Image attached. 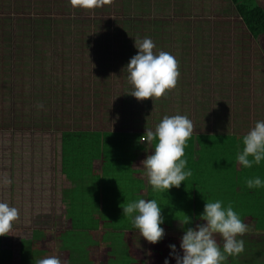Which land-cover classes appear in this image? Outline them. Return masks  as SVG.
Wrapping results in <instances>:
<instances>
[{
  "label": "rangeland",
  "instance_id": "1",
  "mask_svg": "<svg viewBox=\"0 0 264 264\" xmlns=\"http://www.w3.org/2000/svg\"><path fill=\"white\" fill-rule=\"evenodd\" d=\"M145 37L154 52L167 51L179 62L176 87L153 101L130 95L123 71L138 51L135 41ZM147 104L158 107L151 112ZM261 104L264 35L253 39L231 0H102L94 9L74 8L70 0H0V200L20 210L12 230L0 236V264L27 263L26 245L37 259L56 255L44 253L35 231L54 241L71 228L63 130L145 132L155 129L157 117L185 114L194 132L236 133L242 122L264 120ZM253 105L258 112L248 121ZM210 165L208 152V171ZM114 227L117 240L123 232Z\"/></svg>",
  "mask_w": 264,
  "mask_h": 264
},
{
  "label": "clouds",
  "instance_id": "2",
  "mask_svg": "<svg viewBox=\"0 0 264 264\" xmlns=\"http://www.w3.org/2000/svg\"><path fill=\"white\" fill-rule=\"evenodd\" d=\"M74 8L94 9L102 0H70ZM137 53L130 58L123 71L132 85L130 95L138 101L160 98L175 88L180 76L179 62L169 52H154L155 43L150 37L135 41ZM39 107L43 108L41 104ZM194 126L185 114L165 115L155 129H146L140 142L147 146L154 143L150 154L141 161L148 183L153 191L167 192L179 188L192 175L187 168L184 150L192 136ZM243 148L237 153L236 161L243 168H252L264 162V120H258L242 138ZM10 182V181H9ZM248 189L264 187V178L259 175L246 178ZM123 216L130 218L131 227L138 231L149 244L155 245L166 235L165 216L159 202L140 198L121 205ZM20 210L7 201L0 200V236L9 233L14 222L19 218ZM184 225L192 223L185 215ZM181 224V223H180ZM182 226V227H183ZM248 231V225L241 219L231 204L224 205L222 200H207L194 226L183 227L179 249L176 244H169V254L163 264H224L229 256H237L245 250L242 238ZM219 234L223 245L217 242ZM145 256L151 257L150 249ZM36 264H64L58 255H49L37 259ZM144 264H151L146 259Z\"/></svg>",
  "mask_w": 264,
  "mask_h": 264
},
{
  "label": "crops",
  "instance_id": "3",
  "mask_svg": "<svg viewBox=\"0 0 264 264\" xmlns=\"http://www.w3.org/2000/svg\"><path fill=\"white\" fill-rule=\"evenodd\" d=\"M253 39L256 40L254 37ZM261 105L264 109V104ZM257 112L253 105L247 120H251ZM245 124L246 122L240 123L239 129L236 128V133L193 131L194 141L191 136L184 150L187 168L191 169L192 175L179 188L173 187L168 192L167 190L164 191L165 197L159 199V204L163 206V215L196 217L203 211L207 200L219 199L224 202V205L231 204L241 219L248 225V231L245 234H257L258 236L263 234L259 227L260 222L257 223V217H264V187L243 189L241 183L244 177L249 178L259 175L264 178V162L260 165H254L252 168H243L236 161L237 153L243 148V136L255 126L246 127ZM89 131L118 132V134H121V137H118L119 139L122 138L123 134L124 136L129 135L133 148L130 150L131 152L129 151L126 167H130L132 173L130 177L117 178L115 175L113 183L119 185L118 188H122L120 185L134 182L137 185V191L142 189L140 195L147 199L145 195L153 189L148 183L141 161L151 153L155 142L148 146L146 142H140V138L135 136V134L141 133L138 129ZM208 152L210 154V164L213 163L212 166L210 165L209 171L207 169ZM93 168L95 171L101 170L100 159H95ZM69 184L70 187L73 186L70 181ZM158 192L160 191H154V194L156 195ZM256 193L261 196H257ZM120 195L125 197L126 192L121 189ZM121 213H123L122 208ZM197 220L194 219L192 224L183 226L184 221L176 219L169 227L165 228L166 235L164 239L155 245L149 244L142 237L139 240L92 239L85 241L58 239L54 241L39 240L37 242H39L40 247L47 249L44 253L55 252L58 256L59 253H63L64 257L61 260L64 264H121V262L122 264L123 262L124 264H130V262L144 264L146 259H150L151 264H163L164 259L169 254L168 245L174 243L179 249L183 227L194 226ZM217 236L219 237V234ZM216 239L222 247L223 239L221 237ZM244 241L245 249H248V251L237 255L242 256L240 261L242 263L239 262V264H264V238L244 239ZM30 247V245L25 246V248L30 249L25 251V256L28 258L27 263L32 264L31 261L37 260V250L34 251ZM148 249L152 252L151 257L145 256V251ZM233 259H236V256H229L224 264H236V260L232 261ZM171 264H175L174 259L171 260Z\"/></svg>",
  "mask_w": 264,
  "mask_h": 264
},
{
  "label": "trees",
  "instance_id": "4",
  "mask_svg": "<svg viewBox=\"0 0 264 264\" xmlns=\"http://www.w3.org/2000/svg\"><path fill=\"white\" fill-rule=\"evenodd\" d=\"M231 1L251 35L256 39L263 36L264 7L259 5L257 0ZM49 18L58 19L54 15H50ZM28 20L33 22L30 18ZM21 21L26 22V19ZM149 106H152L151 112L158 107L154 104ZM141 118H146V105H144ZM156 120L161 121L159 117ZM142 134L144 135L145 132L141 131L138 134L139 136L137 134L135 136L140 138L143 136ZM118 137H121L118 132H98L81 129L62 131L61 172L73 186L68 189L65 198V211L71 220V228L59 231L56 237L57 240H83L87 237L90 240L115 239V237H112L113 225L117 231L129 232L125 235L121 233L122 237L120 236L117 240L141 239L138 231L131 227L130 218L124 217L121 213V205L124 202L128 203L144 198L140 195L142 189L137 191V185L134 182L120 185L122 188H118L119 185L113 183L115 175L117 178L130 177L132 173V169L126 167V162L130 150L133 148V143L129 140L128 134L126 136L123 134L121 139ZM192 137L194 141V136L192 135ZM95 159L101 160L100 171H95L93 168ZM121 189L126 192L125 197L120 195ZM150 191L145 195L147 199L154 198L159 202L161 197H165L164 192H158L155 195L154 191ZM164 216H167V219L170 220L162 225L164 228L169 227L173 220L181 219L184 221L186 219L185 216ZM198 217H191L192 222ZM257 218V223L260 222L259 227L264 236V217ZM122 221L128 224L121 226ZM130 229L131 231H129ZM69 231H71L69 235L64 234ZM102 231H105L104 234H102ZM46 233L42 232L41 234V232L35 231L34 234H36V239L42 238L43 240L48 238L44 237Z\"/></svg>",
  "mask_w": 264,
  "mask_h": 264
}]
</instances>
